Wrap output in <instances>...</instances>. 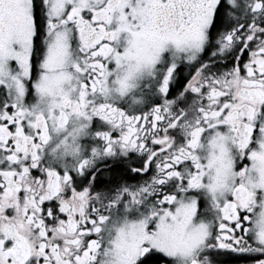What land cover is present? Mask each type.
Instances as JSON below:
<instances>
[{
    "label": "snow or ice",
    "instance_id": "1",
    "mask_svg": "<svg viewBox=\"0 0 264 264\" xmlns=\"http://www.w3.org/2000/svg\"><path fill=\"white\" fill-rule=\"evenodd\" d=\"M0 264H264V0H0Z\"/></svg>",
    "mask_w": 264,
    "mask_h": 264
},
{
    "label": "flooded vegetation",
    "instance_id": "2",
    "mask_svg": "<svg viewBox=\"0 0 264 264\" xmlns=\"http://www.w3.org/2000/svg\"><path fill=\"white\" fill-rule=\"evenodd\" d=\"M186 74V73H185Z\"/></svg>",
    "mask_w": 264,
    "mask_h": 264
}]
</instances>
